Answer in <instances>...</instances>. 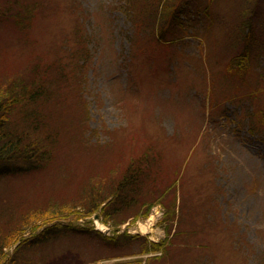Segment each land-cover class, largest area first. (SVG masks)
<instances>
[{"label":"rangeland","instance_id":"1","mask_svg":"<svg viewBox=\"0 0 264 264\" xmlns=\"http://www.w3.org/2000/svg\"><path fill=\"white\" fill-rule=\"evenodd\" d=\"M32 1L35 0H0V6L11 4L6 6L15 8L11 12L23 9L22 13H26V3ZM46 1L65 10L57 19L39 21V27L47 23L46 32L31 30L27 33L31 39H26L22 31L27 26L18 23L20 28L16 22L0 25V99L8 111L2 118L16 122L22 111H37L47 125L42 123L34 136L46 143H49L48 127L60 128L53 143L56 151L52 164L0 177V224L9 228L6 224L15 223L18 216L25 218L8 230L4 245L29 234L38 218L64 209L87 212L90 205L86 208L77 205L85 201L86 192L90 198L99 199L100 192L121 178L132 161L134 166L138 165L140 155L149 150L159 156L153 163V175L142 182L140 195L129 199L126 210L112 214L110 223L100 213H93L88 221L105 235L127 230L155 242L166 240L168 249L137 253L142 248L140 241L130 245L119 237L124 243L115 246L92 233L64 231L10 252L8 264H131L129 261L136 264L137 260L155 254L156 258L148 264H195L202 253L206 262L201 264H259L255 258L264 248V138L249 129L245 99L244 111L237 106L240 102L233 101L209 109L210 96L219 97L222 102L229 100L225 92L232 90L225 88V79L217 77L228 74L226 55L245 50L242 43L234 49L227 45L231 43L228 34L239 26L240 16L246 10L241 8L247 0H199L186 18L189 35L185 42L157 43L148 49L145 67L141 58L132 63L129 59L131 24L119 5L121 0H78L89 34L93 35L90 45L94 48V60L88 69V79L84 85L75 83L76 90L57 80L59 74L55 79L57 68L51 73L42 69L43 63L50 65L51 61H41L37 68V58L41 60L43 55L48 58L53 33L60 28L68 32L72 25L67 8L70 0ZM255 2L260 16L254 26L263 37L260 40L263 52L264 27L260 24H264V0ZM210 11L214 22L208 20ZM201 45L204 52L199 50ZM172 47H176L174 56ZM262 52L257 55L252 50L256 64L262 59ZM26 82L25 90L19 88L18 83ZM37 84L45 87L41 96L35 92ZM132 87L140 88L142 94L129 93ZM119 88H126L127 92L122 94ZM73 91L88 102L82 106L86 111H72L79 106V97ZM263 104L264 94L248 109L253 111ZM178 169H184L181 176ZM175 180L181 195L189 197V209L183 206L181 214L183 209L186 217L185 210L192 215L191 211L196 213L199 207H207L204 213L210 219L208 231L218 233L220 243L201 245L203 249L191 243L184 250L179 237L174 236L175 218L166 213L170 207L159 201L147 204L154 184ZM211 190L215 192L213 200ZM173 197L170 194L167 199ZM129 214L139 217H127ZM125 218V223H118ZM83 219L79 224L85 223ZM231 234L243 235L252 248L249 256L235 251L226 239Z\"/></svg>","mask_w":264,"mask_h":264},{"label":"trees","instance_id":"2","mask_svg":"<svg viewBox=\"0 0 264 264\" xmlns=\"http://www.w3.org/2000/svg\"><path fill=\"white\" fill-rule=\"evenodd\" d=\"M256 1L258 2L259 0ZM197 2H199V0H121L119 5H121V9L126 14L131 24V32L128 35L132 47V53L129 58L131 63L141 58V62L145 67L146 59L150 54L148 49L153 48L157 43L161 45H164V43L177 45L180 42H185L189 35V26L186 23V18L193 13V7ZM251 2H253V4H250ZM8 5L11 4H6V6ZM6 6H0V25L15 24L16 22L15 25L20 28V24L27 26V29L24 28V31L20 30L22 31V36L26 39H31L30 35L27 34L31 30H34V32L38 31L39 33L46 32L47 23L39 27V21L46 22L50 19H57L63 11H65L63 7L60 8L57 3H49V1L46 0H35L30 4L26 3L25 7L28 10L26 13H22L23 9L11 12V10L15 8ZM249 7H251L250 13L248 12ZM67 8L68 11L71 12V16L68 17L72 23L70 30L68 32H64L62 28L58 30L59 32L56 30L53 33V39L50 43L52 48L48 51L49 59L47 56L45 57V55H43L41 60L37 58L36 63L39 69L41 61H51L52 63L50 65L42 62V69L51 73L57 68L58 72H56L57 76L55 79H57L59 74L57 80L61 79L65 81L70 89L76 90L75 83L84 85L85 81L88 79V69L94 60V48L90 45L93 35L89 34L86 27V18L83 15L80 2L78 0H70ZM244 8H246V10L243 15L240 16L239 26L234 32L231 29V33L228 34L231 43L227 46L234 49L235 45L242 43L245 50L242 53L240 51L225 56L228 58L225 67L228 74L225 75L224 78L223 76L217 77L212 72L218 79H225V88L232 90L231 92H225L229 100L222 102L219 97L216 99L210 96L211 102L209 109L211 111L214 107H223L227 101H233L236 103L240 102L239 105L237 103V106L240 111H244V109H242V100L245 99L246 115L250 118L249 129L252 132L260 133L264 138V104L258 105L253 111H249L248 109L249 105H255L256 102H259L261 95L264 94V51H261L260 46V40L263 37L257 34V28L254 26L257 21L256 19L259 18L260 15L255 0H247L244 7L241 9ZM208 15L209 22H214L215 20L211 11L208 12ZM11 19H14V22H11ZM242 24L243 26H241ZM260 25L264 27V24ZM39 28L41 30H39ZM217 46L219 47V45ZM224 46L225 45H221V47ZM199 47V50L204 52V47L202 45ZM252 50H255L257 55H259L260 52L263 53L262 59H258L257 64L254 61ZM174 55H176V47H172L171 56ZM198 55L203 59L200 53ZM203 60L207 61L208 59ZM170 62L173 63V60ZM31 83H33V81ZM43 84L35 85L39 86L35 88V90L37 89L35 92L40 93L37 94L38 96H41L43 91L45 92ZM27 85L28 82H26V84L18 83L19 88L24 90L27 88ZM29 88L32 89V86ZM132 88V92L129 91V93L137 95L142 94L140 88ZM12 91L13 90H11V92ZM120 91L122 94L127 92L126 88ZM73 94L76 95L77 98H80L78 92H74ZM9 95L12 94L10 93ZM245 95L251 97V99L246 98ZM2 97L5 99V96ZM79 98V101H77L79 106L72 111L84 110L82 106H87L88 102L80 98L81 101ZM70 99L73 101V96H70ZM74 99L76 98L74 97ZM1 104L2 100L0 99V177L4 175L27 173L29 171L45 168L49 163L52 164L56 151L53 150V143L55 139L59 137L60 128L54 126V128L50 127L49 130L48 127L46 136L49 143H46L44 140L34 136V131L39 130L38 127H40L42 123L47 125L44 122L45 120H42L41 114L37 113V111H22L18 120L16 122L12 120L11 122L8 119L2 118L8 111H5V108H3ZM158 156L159 154L157 152L151 153L149 150L144 152L137 161L139 166H134L132 161L121 178L112 183L110 188L99 193V199L90 198L87 191L85 201L77 204L85 208L87 205H90L87 208V212L76 213L75 211H67V209H64L46 218H38L35 220L38 222H35L31 226V232L29 234L22 235L10 245H4V239L8 234V230L13 228L15 224H19L25 218L18 216L15 219V223L6 224L9 228H4L2 224H0V253L3 252V257L0 258V264H8V260L12 258V256L9 255L10 252H15L26 246L35 245L39 243L41 239L64 231L92 233L104 238L115 246H121L124 243L123 240H119V237H124V241H127L126 244L129 243L130 245L131 243L140 241L139 244H141L142 248L137 253L148 254L155 253L159 250L163 252V250L168 249L166 240L155 242L148 239L146 236L132 234L127 230L121 233L116 232L112 236L105 235L98 229H95L91 222L88 221V217L93 213H100L105 215V217H103L105 219L104 221L110 223V219L113 218L111 217L112 214L115 215L126 210L129 207V205H126L127 202L131 201L129 199H134L136 196H139L140 188L144 185L143 183L149 176L153 175V163L157 160ZM178 170L177 173H180L181 176L184 169H182V171L181 169ZM212 172H216L217 176L219 175L216 170ZM213 175L215 176V174ZM154 186V191H151L152 198L147 201V204L152 205L159 201L162 202L163 205L166 203L167 207H170L171 210L166 211V213L170 214V218H175L177 228L174 232V236L179 237L180 240L178 241L184 250L185 248L187 249L191 243H196L201 249H203L201 245L211 244V246H213L214 241L220 243L219 234H213L208 231L207 225L210 219L206 217L204 213V209L207 207L202 208L201 206L198 208L196 213L198 212L199 219L195 211H191L193 214L188 215L187 210H185V217L183 209L181 214L183 206L185 208L186 205V208L189 209V197L185 198V196L181 195V190L176 180L167 184L159 183L157 186L154 184ZM212 186L214 187V184H212ZM212 192L213 190H211L210 195L213 200L212 195L215 192ZM170 194H174V197L167 199ZM211 205H213L212 201L210 202V206ZM128 216H135V218L139 217L136 214H129L127 217ZM82 218H84L83 220H85V223L79 224ZM64 220H66V222H64ZM126 221L127 219L125 218L118 221V223L123 224ZM211 223L218 224L215 223V221ZM213 235H215V240H213ZM114 236H116V238ZM226 239L229 243H232L231 245L239 255L244 253L249 256L252 253V248H250L249 243L244 240L243 235L233 237V234H231ZM228 247H230V245L227 246V248ZM1 249H5V251H1ZM156 256L157 254L150 255L145 260H137L136 264H148L149 261L155 259ZM255 259L259 264H264V248L260 249ZM202 261L206 262L203 253L198 256L195 264H201ZM129 263L134 264L131 261H129Z\"/></svg>","mask_w":264,"mask_h":264},{"label":"water","instance_id":"3","mask_svg":"<svg viewBox=\"0 0 264 264\" xmlns=\"http://www.w3.org/2000/svg\"><path fill=\"white\" fill-rule=\"evenodd\" d=\"M98 217V215H96Z\"/></svg>","mask_w":264,"mask_h":264}]
</instances>
